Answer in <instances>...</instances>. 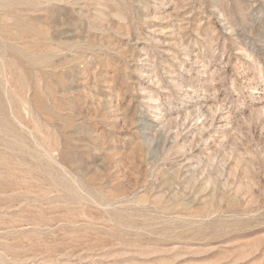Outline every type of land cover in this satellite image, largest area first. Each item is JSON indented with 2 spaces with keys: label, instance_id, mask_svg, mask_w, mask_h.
<instances>
[{
  "label": "rangeland",
  "instance_id": "obj_1",
  "mask_svg": "<svg viewBox=\"0 0 264 264\" xmlns=\"http://www.w3.org/2000/svg\"><path fill=\"white\" fill-rule=\"evenodd\" d=\"M0 264H264V0H0Z\"/></svg>",
  "mask_w": 264,
  "mask_h": 264
}]
</instances>
